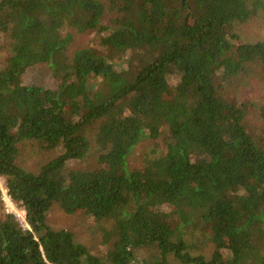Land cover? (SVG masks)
<instances>
[{"label":"trees","instance_id":"obj_1","mask_svg":"<svg viewBox=\"0 0 264 264\" xmlns=\"http://www.w3.org/2000/svg\"><path fill=\"white\" fill-rule=\"evenodd\" d=\"M259 10L263 0H0V178L27 225L1 209L0 264H264V104L254 137L218 91L254 65L264 84V40L234 32ZM89 31L100 49L70 54ZM36 66L53 87L24 83ZM164 134L161 154L128 167L140 141ZM23 142L59 155L29 172L16 162ZM92 143L97 168L70 167ZM53 205L106 224L105 253L49 227Z\"/></svg>","mask_w":264,"mask_h":264},{"label":"rangeland","instance_id":"obj_2","mask_svg":"<svg viewBox=\"0 0 264 264\" xmlns=\"http://www.w3.org/2000/svg\"><path fill=\"white\" fill-rule=\"evenodd\" d=\"M264 1V0H263ZM111 16L103 19V24H106ZM234 32L246 43H256L264 40V11L259 10L258 13L243 24H237ZM99 37L96 31H89L86 33H74L73 42L70 45V54L80 48L98 46ZM9 38L6 34L0 33V55L3 51L9 48ZM262 75L257 66H251L248 71L237 77L222 79L219 81V94L226 100L233 102L239 107H243L244 119L243 125L252 136L256 137L260 133L262 127L259 119V109L264 104V84ZM22 80L27 85H41L44 87H53L55 80L51 76L50 71L43 66H36L30 68L22 76ZM94 132V131H93ZM164 135L158 139L152 140L145 138L140 141L131 151L127 157V165L130 169H135L143 165L145 160L153 158L161 154ZM92 139V134L89 135ZM59 155L57 151H45L37 144L30 142H23L19 145V154L16 162L23 169L37 173L40 168ZM97 149L95 144L88 155L80 162L71 163L70 167L73 169L91 170L97 168ZM4 179L0 178V213L1 209L16 215L21 225L27 228L25 222V212L18 209L7 196V191L4 185ZM46 223L49 227L56 230H67L74 236V240L84 245L88 251L93 255H102L109 248L108 245L103 244L102 229L106 224L97 223L89 216L82 213L65 214L57 206L53 205L46 216ZM195 240L197 249L206 255H211L214 248L209 243L199 237ZM145 251H139L138 256H141Z\"/></svg>","mask_w":264,"mask_h":264}]
</instances>
